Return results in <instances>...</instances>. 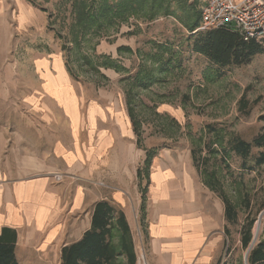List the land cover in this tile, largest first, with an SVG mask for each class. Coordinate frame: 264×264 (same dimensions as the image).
<instances>
[{
    "label": "crops",
    "instance_id": "obj_1",
    "mask_svg": "<svg viewBox=\"0 0 264 264\" xmlns=\"http://www.w3.org/2000/svg\"><path fill=\"white\" fill-rule=\"evenodd\" d=\"M13 40L0 31V236L15 233L18 264H61L99 202L122 211L129 227V207L142 210L146 264L234 258L225 206L191 162L156 159L141 199L142 152L123 99L74 81L55 50L15 60Z\"/></svg>",
    "mask_w": 264,
    "mask_h": 264
},
{
    "label": "rangeland",
    "instance_id": "obj_2",
    "mask_svg": "<svg viewBox=\"0 0 264 264\" xmlns=\"http://www.w3.org/2000/svg\"><path fill=\"white\" fill-rule=\"evenodd\" d=\"M1 1L6 10L0 23L3 18L8 23L0 26V31L13 35L15 60L24 58L27 49L29 59L33 58L32 51L50 54L55 50L65 66L68 63L74 81L86 89H100L123 99L128 116L132 115L131 124L137 127L134 138L139 140L142 152L141 170L146 151H153L151 167L166 155L194 166L191 151L200 152V157L207 160L208 171L218 172L224 193L237 207V221L229 230L231 245L236 249L234 258L225 264H248L247 250L240 245L246 219H256L255 224L262 222L256 239L255 224L252 228L254 246L264 240V214L260 217L264 213V166L255 167L253 163L262 150L252 148L246 171L240 169L242 159L233 156L229 176L219 158L209 156L206 146L217 138L226 142L230 137L251 143L264 134V53L254 55L245 65L223 68L192 53L185 23H191L201 13L203 0H149L143 5L135 4L137 8L126 21L100 33L79 34L75 40L71 32L76 20L74 4L83 1L96 8L103 0ZM18 1L26 9L20 8ZM258 43L264 51V41ZM104 59H110L115 69L104 68ZM138 73H150L152 84L140 87L135 81ZM241 101L247 105L244 111ZM210 127L217 137L208 134ZM194 168L199 175L203 171ZM146 184L142 178L139 191ZM244 203L249 207L245 208ZM129 208L136 264H146L142 210ZM115 264H126V259L119 257Z\"/></svg>",
    "mask_w": 264,
    "mask_h": 264
},
{
    "label": "trees",
    "instance_id": "obj_3",
    "mask_svg": "<svg viewBox=\"0 0 264 264\" xmlns=\"http://www.w3.org/2000/svg\"><path fill=\"white\" fill-rule=\"evenodd\" d=\"M149 0H103L98 7H90L85 2L75 3L73 11L75 15V24L72 25L74 40L80 34L91 33L101 30H108L117 26L120 22L126 21L128 14L137 8L135 4H145ZM157 0H151L155 3ZM191 23H185L188 31V41L192 42L191 52L203 56L212 64L218 67L241 66L250 62L251 58L264 53L258 42L254 40L244 41L241 35L231 29H215L208 31H197L200 27L201 13L191 20ZM97 28V29H96ZM99 29V30H98ZM95 33V32H94ZM84 37V36H83ZM68 72L72 78H75L72 71ZM102 66L106 69H115L114 63L110 59H104ZM135 81L140 87L147 88L153 82V77L149 73H138ZM242 110L246 109V104L241 101ZM129 113V112H128ZM131 118V113H129ZM131 120H133L131 118ZM264 121V116L261 117ZM133 131L137 135V127L132 122ZM208 134L217 137L212 127ZM217 138V141H211L206 150L209 156L218 157L221 165L229 174V160L233 156L242 159L241 171L248 170L246 160L251 156L252 148L261 149L262 152L253 160L255 167L264 166V134L257 136L251 143H248L238 137H230L226 142ZM140 148L139 140L136 142ZM192 161L197 169H203L200 176L205 185L222 200L225 206V217L228 223L235 224L237 221V207L230 201L223 191V187L218 179V172L214 169L208 171L207 160L200 157V152L195 149L191 151ZM153 159V151H146L144 169L138 170L137 178L141 181L143 176H147V169ZM229 176H232L230 173ZM241 176V175H240ZM236 181V180H235ZM145 189L141 190L142 198ZM245 208L249 204L244 203ZM143 208V204H142ZM256 219H246L241 228V247L247 250L252 240V228ZM117 244H114V240ZM16 235L14 232L3 230L0 236V264H18L14 256V246ZM119 257L126 259V264H136V254L134 250L131 229L128 225L125 215L108 202H99L94 206L92 214L91 228L87 231L81 241L69 247H65L61 253V264H115ZM248 264H264V240L259 242L248 254Z\"/></svg>",
    "mask_w": 264,
    "mask_h": 264
},
{
    "label": "built area",
    "instance_id": "obj_4",
    "mask_svg": "<svg viewBox=\"0 0 264 264\" xmlns=\"http://www.w3.org/2000/svg\"><path fill=\"white\" fill-rule=\"evenodd\" d=\"M223 28L239 33L244 41H264V0H203L197 31Z\"/></svg>",
    "mask_w": 264,
    "mask_h": 264
},
{
    "label": "bare ground",
    "instance_id": "obj_5",
    "mask_svg": "<svg viewBox=\"0 0 264 264\" xmlns=\"http://www.w3.org/2000/svg\"><path fill=\"white\" fill-rule=\"evenodd\" d=\"M261 230H262V222L260 220L254 226L253 235L255 239L258 238L259 234L261 233Z\"/></svg>",
    "mask_w": 264,
    "mask_h": 264
},
{
    "label": "water",
    "instance_id": "obj_6",
    "mask_svg": "<svg viewBox=\"0 0 264 264\" xmlns=\"http://www.w3.org/2000/svg\"><path fill=\"white\" fill-rule=\"evenodd\" d=\"M264 213H262L261 215H260V217L263 215ZM255 239L253 238L252 240H251V242H250V244H249V246H248V248H247V256H248V254H249V252L252 250V248L254 247V245H255Z\"/></svg>",
    "mask_w": 264,
    "mask_h": 264
}]
</instances>
